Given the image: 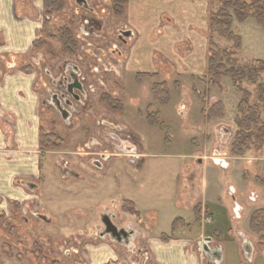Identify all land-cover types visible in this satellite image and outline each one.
<instances>
[{
  "label": "rangeland",
  "instance_id": "obj_1",
  "mask_svg": "<svg viewBox=\"0 0 264 264\" xmlns=\"http://www.w3.org/2000/svg\"><path fill=\"white\" fill-rule=\"evenodd\" d=\"M213 3L216 7L221 6L219 0H213ZM75 5L74 0H66L63 10L53 13L50 18L45 14L42 21L41 36L46 43L42 48L44 57L50 51L53 58L47 62L56 69L68 55L63 52L59 38L61 27H69L73 31L77 41L74 55L82 50L83 40L77 35L81 30L83 11L76 14ZM250 20L245 25L235 20L233 29L236 34L246 36L248 46L253 45L251 48H254L252 43L257 36L259 44L263 40L264 49V33ZM256 24L264 32L263 27ZM215 40L222 49L236 52L237 57L232 59L235 65L257 66V55L252 56L242 50V44L218 35ZM128 81V85L118 84L110 91L109 97L115 103L116 97L121 98L119 109L112 108L113 105L104 98L106 93L104 96L96 93L90 95L87 107L81 108L79 113L74 112L72 124H67L53 109L42 111V128L46 133L57 134L55 145L42 148L46 154L41 188L31 191L25 185L28 192L26 197L22 195L25 200L11 199L7 202L0 195V264H85L87 262L83 258L86 260V255L81 252L87 250L89 243L104 239L116 244L109 237H100L104 226L101 214L108 210L118 214L115 219L118 226L133 224L142 227L144 219L145 225L150 228L169 232L173 218L184 214L182 209L175 207L182 199L180 188L183 182L199 185L195 177L202 172L201 198L212 202L215 210V220L205 225L224 233L225 238L221 240L225 248L224 264H264V230L254 233L250 228L252 214L264 206V142L251 145L243 156L232 152L237 122L242 118L238 105L245 91L249 93L250 112L259 113L264 120V101L260 98L263 80L257 83L245 80L239 83L238 90L230 76H225L220 85L212 84L206 76L201 82L189 79L192 87L184 92L179 79L175 83L168 82L171 87L176 86L177 92L173 90L172 93L164 82L170 97L166 104L155 98L153 87L157 83L153 85L151 80L142 78V82L137 84L134 75ZM216 102L224 104L223 116H207V111ZM190 104V113L182 117L181 108ZM161 112L165 114V121H162ZM103 118L124 124L142 140V151L146 154L136 166L122 162L125 155L120 151L117 153L110 144L105 148L113 158L103 161L105 170L91 162L93 157L99 156L94 151H104L103 145L88 148L93 138H99L101 133L105 135L102 136L105 141L108 138L106 132L100 133L98 128L97 123ZM221 131L231 133L226 142L220 138ZM215 150L228 161V169L216 165L213 158ZM200 156L203 158L201 164L197 162ZM61 165L78 170L79 175L63 177L59 169ZM89 169L96 173H91ZM190 169L194 172L193 176L186 175ZM229 184L233 186V192L231 187L228 190ZM197 197L194 192L190 195L191 199ZM216 198L222 199V206L215 202ZM130 199L147 211L146 214L132 211ZM146 215L149 217L146 218ZM154 215L159 218L156 225L150 221ZM238 230L246 232L254 244L251 260L237 246L238 238L243 242ZM120 246L127 258H134L126 246ZM204 264L211 263L205 261Z\"/></svg>",
  "mask_w": 264,
  "mask_h": 264
},
{
  "label": "crops",
  "instance_id": "obj_2",
  "mask_svg": "<svg viewBox=\"0 0 264 264\" xmlns=\"http://www.w3.org/2000/svg\"><path fill=\"white\" fill-rule=\"evenodd\" d=\"M43 2L44 0H0V195L7 202L11 199L25 200L22 196L26 197L28 194L25 182H34L41 188L40 183L43 181L46 150L42 149L40 140L44 127L42 98L38 71L35 65L29 68L37 52L35 41L42 35V21L46 14ZM216 8L213 0H128L122 13L118 14L108 8L101 15L100 32L105 38H94L93 43L106 47L118 30H131L132 35L122 46L123 56L117 58L121 84L128 85V80L133 75L137 84L142 82V78L151 80L153 85L160 82L175 83L180 79L184 91L192 87L189 79L201 82L207 76L210 15ZM250 19L238 22L245 25ZM250 21L264 33L257 26V21ZM239 36L242 38V50L262 59L260 55L264 54L261 44L263 40L259 44L255 36L252 43L254 48H251L253 45L248 46L246 36ZM169 84L171 93L173 90L177 92L176 86L171 87ZM190 107L191 104L181 108L182 117L190 113ZM161 114L162 121H165V114ZM49 152L51 151H47ZM189 171L186 175L193 176L194 172L191 169ZM202 177L204 178L203 172L195 177L199 180L197 186L195 182H183L180 188L182 199L177 201L175 207L182 209L184 214L173 218L171 231L154 230L145 225L146 220L143 219L142 227L135 225L139 235L135 239L136 247L130 250L134 258H127L120 244L103 239L89 243L87 250L81 252L86 255V260L83 258L87 262L85 264H204L209 261L200 250L199 243L206 237L211 238L210 245L213 248H223L224 264L225 248L221 242L225 238L224 233L205 225L206 222L212 223L215 220V210L212 202L201 198ZM229 189L234 191L231 184L228 185ZM193 192L198 195L195 199L190 198ZM216 199L215 202L222 206V199ZM130 201L134 202L135 212L146 214L147 211L135 201ZM199 210L201 217L198 215ZM179 218L174 228V222ZM158 220L157 215L150 218L155 225ZM241 233L247 235L243 230H238L242 237ZM237 242L242 250L239 238Z\"/></svg>",
  "mask_w": 264,
  "mask_h": 264
},
{
  "label": "flooded vegetation",
  "instance_id": "obj_3",
  "mask_svg": "<svg viewBox=\"0 0 264 264\" xmlns=\"http://www.w3.org/2000/svg\"><path fill=\"white\" fill-rule=\"evenodd\" d=\"M74 1L77 4L74 9L75 13L80 14L83 11V18L80 24L81 30L77 35L83 40L82 50L78 52L77 55L69 54L63 50V52L69 56L67 55L65 61L56 69L47 62V60L50 61L53 58V56L50 55V51L49 54H46V58L44 57L42 48L46 43L41 36L37 39L41 40V42L38 46H35L37 52L32 61L38 71L37 77L39 89L41 91L42 110L46 111L47 108L53 109L59 115L57 102L65 109L69 111L76 109L79 113L81 108L83 109L90 104L91 94L101 93V95L104 96L106 93L107 96L111 95L110 91H112L113 87L121 84L119 83L120 73L117 70V58L123 56L122 46L127 43L128 37H130L122 33V30H127L120 29L117 31L115 37H113V40L107 42L108 45H106V47L94 45L95 43H93L92 39L105 38L100 32L102 26L100 17L103 13L108 11V8H112L115 12V2L114 0H84L85 2L81 1L79 3L77 0ZM47 17L50 18V16ZM72 56H75V58L72 59ZM68 63H74L75 66H67ZM137 82H139V80H137ZM120 99V97H116L119 104L121 103ZM112 108L119 109V105L115 104ZM72 120L73 119L70 118V124H72ZM97 124L100 133L104 131L108 137L105 141L103 139L105 135L101 133L100 137L93 138L91 144L88 146V148H90V146L98 148L102 145L104 147L105 152H93L94 154H99L100 157L96 156L91 159V162L99 169L105 170L103 161L106 162L113 158L107 148H105L108 144H110L117 153L120 151V154L125 155L122 162L130 166H136L146 154L142 151L144 150V146L141 142L142 140L134 132L130 131L128 127L123 126L124 124L115 123L113 120H108L106 118L99 120ZM109 128H112V130H109ZM225 131L228 132V128H225ZM121 132H126L131 137L124 139L120 135ZM227 132L221 131L220 138L224 140ZM47 133L52 134L54 132L50 131ZM213 158L216 165L225 169L230 167L228 161L216 150L214 151ZM201 159L202 157L198 158L197 162H203V159ZM220 161L224 162L222 163ZM70 168L75 170L72 167ZM89 170L91 173H96L93 169ZM75 171L79 173L78 170ZM234 209H237V207ZM107 214L111 215L112 220L116 224L115 219H117L118 214L109 210ZM114 214L115 217L113 218Z\"/></svg>",
  "mask_w": 264,
  "mask_h": 264
},
{
  "label": "trees",
  "instance_id": "obj_4",
  "mask_svg": "<svg viewBox=\"0 0 264 264\" xmlns=\"http://www.w3.org/2000/svg\"><path fill=\"white\" fill-rule=\"evenodd\" d=\"M128 0H114L115 11L120 14L125 9V4ZM221 6L217 7L210 15V48L207 76L212 84L220 85L225 76H230L234 81V87L238 90L239 83L249 80L252 83H257L263 80L260 85V98L264 101V59L257 60V66H237L232 61L237 57L236 52H229L222 49L215 40V36L226 38L228 40H235L239 45L242 43L241 36L233 31L234 21L245 22L249 17L254 18L264 28V0H219ZM66 6V0H44L43 7L46 15L51 16L57 11H61ZM60 41L62 48L69 54L77 52V41L73 35V31L69 27L60 28ZM41 40L35 41V46L40 44ZM233 63V64H232ZM231 65V66H229ZM156 100L162 104L169 101L168 87L163 83H157L153 87ZM245 95L238 105V113L242 116L237 122V132L235 141L232 145V152L236 156H243L251 147V145H259L264 142V120L259 113L251 111L249 100V93L244 92ZM164 94V96H162ZM107 98L109 103L113 106L120 105L118 101L114 102L109 96ZM225 112V107L222 102H216L207 111L209 117H221ZM57 137L56 133H46L41 130L40 140L42 148L45 146H54V139ZM51 141V142H50ZM48 142H50L48 144ZM131 202V201H129ZM129 204V203H128ZM130 209L135 211L134 204L131 202ZM199 217H201V210H199ZM180 220L176 219V223ZM250 228L254 233H260L264 230V209L256 210L250 220Z\"/></svg>",
  "mask_w": 264,
  "mask_h": 264
},
{
  "label": "water",
  "instance_id": "obj_5",
  "mask_svg": "<svg viewBox=\"0 0 264 264\" xmlns=\"http://www.w3.org/2000/svg\"><path fill=\"white\" fill-rule=\"evenodd\" d=\"M84 0H77V2H81ZM85 2V1H84ZM81 4V3H80ZM122 33L125 36H131L132 35V31L131 30H127V31H123ZM75 66L74 63H68L67 66ZM57 107L59 110V113L62 117V119L67 123L70 124V118H72L74 112H77L78 110H67L65 109L61 104H59V102H57ZM231 133H227L226 134V138L222 141V142H226L228 140V138L230 137ZM220 162H224V161H220ZM60 169V173L63 177H67L70 174L78 176L79 173L75 170H72L70 167H64V166H59ZM25 185L27 186V188L31 191H34L35 189L39 188V185L31 182V181H27L25 182ZM115 217V214L113 215V218ZM43 218L45 219V216H43ZM101 221L102 224L104 225L103 228H101V232H100V237L101 238H106L109 237L110 240L112 242H115L116 244H120V245H124L126 246L129 250H134V248L136 247L135 244V239L137 237V235H139V231L137 230V228L133 225V224H129L127 227L125 226H118L117 224L114 223V221L111 218V215L107 214V213H102L101 214ZM242 234V238H243V242L241 244V247L244 251V255L247 259L251 260L252 258V254H253V250H254V245L252 244V241L250 239H248V236L245 233H241ZM210 241L211 238L210 237H206L204 240L200 241L199 245H200V250L207 256L208 261L210 263H215V264H223V248L222 247H217V248H213L210 245Z\"/></svg>",
  "mask_w": 264,
  "mask_h": 264
},
{
  "label": "built area",
  "instance_id": "obj_6",
  "mask_svg": "<svg viewBox=\"0 0 264 264\" xmlns=\"http://www.w3.org/2000/svg\"><path fill=\"white\" fill-rule=\"evenodd\" d=\"M121 137L124 138V139H127V138H130L131 136L126 133V132H121L120 133ZM119 224H122V222H119ZM124 225V224H123Z\"/></svg>",
  "mask_w": 264,
  "mask_h": 264
}]
</instances>
